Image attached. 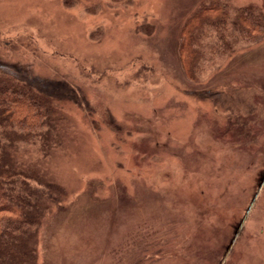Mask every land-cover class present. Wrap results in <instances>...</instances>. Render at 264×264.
Listing matches in <instances>:
<instances>
[{
	"label": "rangeland",
	"instance_id": "obj_1",
	"mask_svg": "<svg viewBox=\"0 0 264 264\" xmlns=\"http://www.w3.org/2000/svg\"><path fill=\"white\" fill-rule=\"evenodd\" d=\"M63 1L0 0V43L53 54L75 88L45 161L66 196L38 264H264V42L193 82L181 34L214 0Z\"/></svg>",
	"mask_w": 264,
	"mask_h": 264
},
{
	"label": "trees",
	"instance_id": "obj_2",
	"mask_svg": "<svg viewBox=\"0 0 264 264\" xmlns=\"http://www.w3.org/2000/svg\"><path fill=\"white\" fill-rule=\"evenodd\" d=\"M63 2L67 11L75 9L74 1ZM180 40L183 71L197 82L235 47L264 42V14L214 0L185 23ZM6 46L0 43V264H38L40 230L66 196L48 177L45 161L61 144L57 107L75 88L48 69L45 60L53 54L34 61L18 46Z\"/></svg>",
	"mask_w": 264,
	"mask_h": 264
}]
</instances>
